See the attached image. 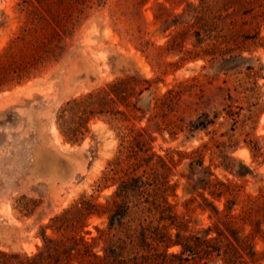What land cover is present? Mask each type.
I'll return each mask as SVG.
<instances>
[{
  "label": "rangeland",
  "instance_id": "obj_1",
  "mask_svg": "<svg viewBox=\"0 0 264 264\" xmlns=\"http://www.w3.org/2000/svg\"><path fill=\"white\" fill-rule=\"evenodd\" d=\"M18 1L0 0V52L21 26ZM134 2L139 3L135 6ZM193 2L196 0H106L84 12L57 63L0 92V251L32 256L41 247L43 236L59 238L49 227L52 217L80 196L104 204L113 192L117 176L102 188L97 186L116 154L115 131L103 118H94L88 122L83 140L71 145L60 136L56 116L68 100L124 75L137 73L151 82L150 90L139 97L144 101L148 94L160 97L171 91L167 119L176 127L173 135L157 128L155 123L162 121L160 111L155 118L151 111L134 121L135 127L150 134L158 155L199 150L204 166H210L216 178L241 186L236 211L246 196L264 191V51L248 46L242 49V58L232 61L193 59L200 44L191 31L187 33L179 25L163 30L154 21V17L179 14ZM135 18L137 33L129 24ZM178 32H182L181 39L185 37L182 48L171 42ZM197 117L209 119L210 124L187 132L188 122ZM248 140L261 155L250 149ZM223 155L252 173L236 177L223 170L220 164L229 161ZM187 163L182 158L175 171L186 173ZM176 179L174 176L170 183ZM176 194V210L181 212L180 186ZM196 218L200 226L195 229L209 223L205 214ZM84 226L85 238L96 237L95 229L105 226V215L89 218ZM252 248L254 264H264L262 244L257 241Z\"/></svg>",
  "mask_w": 264,
  "mask_h": 264
},
{
  "label": "trees",
  "instance_id": "obj_2",
  "mask_svg": "<svg viewBox=\"0 0 264 264\" xmlns=\"http://www.w3.org/2000/svg\"><path fill=\"white\" fill-rule=\"evenodd\" d=\"M105 1L19 0L16 12L21 26L0 52V92L29 81L57 63L84 12ZM154 21L163 30L179 25L183 31H191L200 44L192 53L193 59L232 61L242 58V49L248 46L264 51V0H196L181 13L154 17ZM137 22L138 18L129 20L135 33ZM181 34L171 38L179 48L185 40ZM204 42L208 44L201 47ZM150 88L151 82L137 73L124 75L68 100L59 109L56 127L71 145L83 140L87 124L94 118H103L115 131L116 154L107 163L97 187L102 188L115 176L117 183L104 204L80 196L52 217L49 227L58 239L43 236L41 247L30 257L0 251V264H254L252 247L257 241L264 247V191L246 196L236 211L241 186L216 178L210 166H204L199 150L158 155L151 146L150 134L135 127L134 121L151 111L155 118L160 111L162 121L155 123L157 128L173 135L176 127L167 119L171 91L160 97L148 94L146 101L140 99ZM208 124L209 119L197 117L188 122L187 132ZM247 142L256 155H261L250 140ZM182 158L188 159L186 173H177ZM222 158L229 161L220 166L233 176L252 173L240 162L233 164L226 155ZM174 176L177 179L170 183ZM179 179L183 181L179 183ZM179 186L181 212L176 210ZM204 214L209 223L195 229L200 226L196 217ZM100 215H105L104 228L95 229L96 237L85 238L88 233L82 229L86 221ZM98 243L100 247L94 250Z\"/></svg>",
  "mask_w": 264,
  "mask_h": 264
}]
</instances>
